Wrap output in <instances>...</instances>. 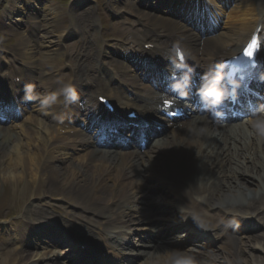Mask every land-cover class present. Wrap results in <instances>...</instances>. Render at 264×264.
<instances>
[{
    "label": "bare ground",
    "instance_id": "bare-ground-1",
    "mask_svg": "<svg viewBox=\"0 0 264 264\" xmlns=\"http://www.w3.org/2000/svg\"><path fill=\"white\" fill-rule=\"evenodd\" d=\"M213 2L216 9H221L219 15L224 16L226 23L212 38L199 42L191 40L196 37V32L192 35L186 33L192 24L176 18L177 14L171 16L147 9L138 15L149 26L152 37L160 39L161 36L166 38L165 34H170V37L178 39L195 56L199 64L196 63V69L192 68L191 81H202L204 74L198 73L203 66L211 67L214 61L241 50L251 37L256 36L262 43H257L258 53L250 59L258 61V72H253L249 81L252 85L256 79L264 80V71L260 69L264 65V0ZM115 3L116 0H110L111 5ZM34 8L36 6L32 0H28L23 9L12 4V13L7 14L25 15ZM54 9L45 10L40 15L41 19H45L44 26L37 23L39 35L48 39L51 44L59 42L57 38L62 32L60 25L53 23L50 16ZM20 40L23 46L29 47V41L24 35ZM36 58V55L29 54L22 57L23 65L29 69L30 83L28 82L27 89L38 95V103L46 102L47 107L33 106L26 114V124L13 123L0 128V188L6 185L14 189L11 197L6 199L8 204L13 205L22 215L27 214L29 191L34 190L32 186L35 183L37 186L34 192L41 191L51 198L68 197L82 204L85 209L101 215L102 224L109 223L112 230L117 231L114 240H127L126 233L130 231L131 220L137 221L141 239L151 238V232L155 231L154 220L144 221L149 207H155L156 212L162 216L178 209L175 219H161L163 226L156 228L158 239L144 243L145 251L133 254L136 257L143 255V259L149 257L144 264H163L168 253L173 251L165 245L170 238L180 239L177 245L185 248L195 237L203 238L206 243L213 245L212 238L207 235L208 230L204 232L200 228L208 227L207 223L210 224L208 228L217 231L216 236L221 234L217 238L224 240L223 247L217 252L209 253L210 264L214 261L219 264H264V140L255 135L248 123L249 119L220 128L205 116L196 115L167 123L171 126V131L160 137L153 130L150 133L153 144H148L145 152L139 148L127 151H115L111 147L102 146L94 148L92 145L98 144L95 133L102 131V124L106 119L97 118V111L102 108L92 99L95 94L103 90L108 92L124 110L138 106L133 97H129L124 91L120 94L117 88L110 86L108 78H101L96 61H102L93 55L88 56L73 70V84L89 81L93 84L85 88L81 95H77L76 102H72L71 107H76L79 113L77 119L72 116L70 121L68 114L63 111L62 100H53V93L49 88L52 76H46L52 72L51 69L43 68ZM116 68H121L124 80L130 82L136 96L141 97L147 108L162 107L160 95L163 91L145 81L138 65L129 57L118 60ZM100 78L102 82H98ZM261 84L264 86V83ZM45 86H48V90H44ZM40 94L43 96L40 97ZM238 100L243 104V97H238ZM52 111L55 117L50 119ZM33 113L39 118L33 116ZM82 124L86 127H82ZM201 127L208 130L207 134H200ZM160 170L162 176L171 175V178L158 182L162 186L163 195L167 194L165 198H174L170 201L166 199L164 204L159 202L157 206L154 205L156 199L152 198V204L143 208L145 178L150 172L159 173ZM19 188H23L20 193L17 192ZM145 188L147 194L151 188ZM154 188L161 189L157 185ZM158 198L162 196L159 195ZM206 205L207 208L226 206L229 210L236 209V214L249 210L253 213V218L247 219L246 224L243 223L241 227H236L235 232L228 220L217 214L207 213L203 209ZM134 208L136 213L143 214L140 219L133 218L136 215ZM180 210H184V213ZM29 214V219L45 215L36 205ZM151 216L152 213L149 217ZM256 217H260L263 222L256 221ZM144 223H150V226L145 227ZM15 232L24 237L26 229L21 226ZM36 232L63 241V233L57 234L55 229L32 226L29 233L37 239ZM54 245L45 242L39 245L40 249L31 251L26 242L21 240L12 249L0 251V264H65L63 260L55 258L65 251ZM189 249L187 247L185 251L192 252ZM222 250L238 254V257L226 260L220 255ZM219 256L224 261H216Z\"/></svg>",
    "mask_w": 264,
    "mask_h": 264
},
{
    "label": "clouds",
    "instance_id": "clouds-1",
    "mask_svg": "<svg viewBox=\"0 0 264 264\" xmlns=\"http://www.w3.org/2000/svg\"><path fill=\"white\" fill-rule=\"evenodd\" d=\"M176 55L179 57V60L172 61V71L173 76L178 77V80L173 84V88L178 90L181 96H187V89L191 82L190 73L192 69L183 62V54L179 49L176 50ZM202 81L197 92L201 104L207 108H217L227 98V91L223 86V75L209 70L202 77ZM61 91L65 94L69 102H76L78 99L75 88L71 84L65 85ZM261 108H264V106H261ZM248 123L254 130L255 135L264 140V111L258 109L257 112L249 118ZM207 131L208 130L203 127L199 129L200 134H207ZM163 264H197V262L193 257L185 253L173 250L168 253V258L164 260Z\"/></svg>",
    "mask_w": 264,
    "mask_h": 264
},
{
    "label": "rangeland",
    "instance_id": "rangeland-1",
    "mask_svg": "<svg viewBox=\"0 0 264 264\" xmlns=\"http://www.w3.org/2000/svg\"><path fill=\"white\" fill-rule=\"evenodd\" d=\"M56 4L59 6V5H62V6H67L68 4H69V0H56ZM1 5L3 6V3L0 1V7H1ZM102 16L104 17V20L106 19V17H105V11H104V9H103V6H102ZM106 24V22H104V25ZM106 32H108V31H105V30H103L102 29V31L100 30V33H98V31H96L95 33H94V37H93V40H96L97 42L96 43H98V44H100V39H101V37L102 38H105L107 35H106ZM116 33L118 32H121V29H119V30H116L115 31ZM68 45H70V43H68ZM82 45H83V43H72V46L70 47V50L71 51H76V50H78V47H79V49L81 50V47H82ZM97 47V46H96ZM95 47V48H96ZM61 53H62V56H60V55H58V54H54L53 55V57L55 58H61L62 60H63V67L64 66H66V60L67 59H69V61H70V64L71 65H73L74 63H76V60H77V57H76V54L75 55H71V54H64V50H61ZM44 57H46V58H48L49 56H44ZM80 58H82L81 56H80ZM48 60V59H47ZM69 66V65H68ZM152 183H157V181L155 180V179H153V180H150V185L152 184ZM34 187H35V184H34ZM10 189H12V187L11 186H4V187H2V189L0 190V205H3L4 204V202H3V200L1 199L2 197H4L5 196V193H3V192H5V191H9ZM3 191V192H2ZM7 193V192H6ZM150 195L152 196V197H156V198H158V195H161V196H164L165 197V195H163V192L162 191H160L159 193H150ZM38 197L37 198H40L41 199V201H42V199L44 198V196L42 195V194H38L37 195ZM164 197H162V198H158V200H160V199H164ZM35 199V198H34ZM34 199H32L31 201H32V203H33V200ZM46 200L47 201H51L49 198H46ZM158 200H156V204H158ZM40 201V202H41ZM72 206H74V204H72ZM67 207H71L70 205H68ZM203 209H205L206 210V212L207 213H211V214H216V213H218V214H220V215H222L223 217H227L228 218V216L229 217H232L231 215H229V214H227V213H225V211L224 210H222V209H220L218 206H214L213 208L211 207V208H207V206H205ZM211 209H212V211H211ZM75 211L77 212V213H81L82 211H81V209L80 208H77V209H75ZM238 215H240V213H237ZM160 218H161V214H159V213H154V221H156V222H159V221H161L160 220ZM242 219H244V220H246V217L245 216H242L241 217ZM260 218V217H259ZM226 219V218H225ZM227 220V219H226ZM256 221H258V220H256ZM241 222H242V220H241ZM260 222H263V221H260ZM234 222L232 221V224H233ZM134 235H137V233H135ZM133 237H135V236H133ZM197 242H200V245H197L196 247H197V249H202L203 247H204V245H202L203 244V241L202 240H200V241H197ZM258 244V243H257ZM165 245L168 247V248H170L171 250H173V249H175L174 248V244H173V242L172 241H170V242H167V243H165ZM216 245H219L218 243H216L215 245H214V248H216V251L215 252H217V248L218 247H220V246H216ZM219 249V248H218ZM223 258H225L226 260H229L231 257L232 258H234L235 256L236 257H238V254H233V255H230L229 256V254L226 252V251H223L221 254H220ZM190 256V255H189ZM209 254L208 255H205L204 254V250H200V251H198V253H195V252H193V258H194V260L197 262V264H210L209 263ZM222 257H218V259L216 260V261H220V262H222V261H224V259L222 258ZM212 264H219L218 262H213Z\"/></svg>",
    "mask_w": 264,
    "mask_h": 264
}]
</instances>
